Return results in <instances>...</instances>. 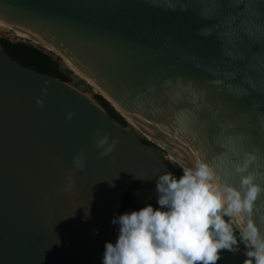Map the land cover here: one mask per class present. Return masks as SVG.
Returning <instances> with one entry per match:
<instances>
[{
	"label": "water",
	"instance_id": "95a60500",
	"mask_svg": "<svg viewBox=\"0 0 264 264\" xmlns=\"http://www.w3.org/2000/svg\"><path fill=\"white\" fill-rule=\"evenodd\" d=\"M0 16L40 34L189 166L226 167L233 148L264 157V0H0ZM97 134L117 141L106 156ZM163 157L0 45V264H103L124 194L166 171Z\"/></svg>",
	"mask_w": 264,
	"mask_h": 264
},
{
	"label": "clouds",
	"instance_id": "9594fccd",
	"mask_svg": "<svg viewBox=\"0 0 264 264\" xmlns=\"http://www.w3.org/2000/svg\"><path fill=\"white\" fill-rule=\"evenodd\" d=\"M37 103L43 107L42 100ZM108 141L97 134L100 157L115 149L117 141ZM232 153L236 159L229 158L226 167L197 156L179 178L160 174L159 207L146 204L113 218L119 234L115 244L105 243L103 264H217L221 251L238 252L241 244L243 264H264V229L256 219L264 221V203L257 204L264 198V157L235 148ZM74 165L84 168L83 152Z\"/></svg>",
	"mask_w": 264,
	"mask_h": 264
},
{
	"label": "trees",
	"instance_id": "16d2710c",
	"mask_svg": "<svg viewBox=\"0 0 264 264\" xmlns=\"http://www.w3.org/2000/svg\"><path fill=\"white\" fill-rule=\"evenodd\" d=\"M0 45L10 54V56L21 64L34 68L43 73L55 76L64 81H70L68 75L61 69L60 63L43 48L37 47L25 41H13L5 36L0 37ZM96 99L106 107L109 114L116 120H121L126 125V120L111 106V104L101 95H96ZM143 141L149 145H155L147 139ZM167 172H171L177 178L183 174V167L171 161H165ZM163 171L161 174H163ZM157 178L151 180H136L123 196L122 204L118 210L117 217L125 212L140 210L146 204H151L154 208L159 207L157 203V193L155 191ZM244 246L240 245L238 252L221 251L220 260L217 264H243L245 259Z\"/></svg>",
	"mask_w": 264,
	"mask_h": 264
},
{
	"label": "bare ground",
	"instance_id": "6f19581e",
	"mask_svg": "<svg viewBox=\"0 0 264 264\" xmlns=\"http://www.w3.org/2000/svg\"><path fill=\"white\" fill-rule=\"evenodd\" d=\"M0 29L3 31L13 30L19 36L31 38L32 40L37 41V42L41 43L42 45L49 47V48L53 49L54 51H56L60 56H62L75 69V72L77 74H79L81 77L86 79L90 84L95 86L96 91L98 93L102 94L107 100H109V102L129 121L130 124H132L135 127H138L140 129V131L148 139H150L151 141H153L156 144H159L158 141L154 138V136L139 122V120L132 113H130L129 111L123 109L120 105H118L110 94H108L101 86H99L83 70H81L78 66H76L66 55H64L61 51L56 49L52 44H50V42H48L45 38H43L40 34H38L32 28H30L29 26H27L25 24H22V23L15 21L10 17L0 16ZM85 95L87 97H89L88 94H85ZM159 145H161V144H159ZM167 151L169 152V155L174 160H176L183 168L184 167H191L187 163L182 161L180 158H178L176 155H174L172 152H170L169 150H167ZM112 235L114 236L115 239H117V233L113 232Z\"/></svg>",
	"mask_w": 264,
	"mask_h": 264
},
{
	"label": "rangeland",
	"instance_id": "374dc122",
	"mask_svg": "<svg viewBox=\"0 0 264 264\" xmlns=\"http://www.w3.org/2000/svg\"><path fill=\"white\" fill-rule=\"evenodd\" d=\"M1 36H5L13 41H25L28 43H31L37 47L43 48L44 50H46L48 53H51L53 55V57L55 59H57L60 63L61 69L68 75V77L70 78V81H67L70 85H72L74 88H76L77 90L81 91L84 94H88L89 98L92 99L94 102H96L98 105H100L103 109H105L102 104H100V102L96 99V95H100L97 91L95 86H93L92 84H90L86 79H84L83 77H81L79 74H77L75 72V69L62 57L60 56L56 51H54L53 49L46 47L44 45H42L41 43L32 40L31 38L28 37H22L19 36L15 31L13 30H9V31H3L0 29V37ZM102 96V95H101ZM103 97V96H102ZM104 98V97H103ZM113 107V106H112ZM114 108V107H113ZM115 109V108H114ZM116 110V109H115ZM107 111V110H106ZM125 119V117H123ZM126 120V125L121 124L123 127L128 128L129 133H133V134H137L140 135L142 139H147L150 141V139H148L141 131L138 127L133 126L132 124L129 123V121L127 119ZM155 144V143H154ZM155 147L159 150L162 151L163 154V158L164 161H171L177 165H180L176 160H174L170 155L169 152L162 147L159 144H155ZM181 166V165H180ZM117 233V232H115ZM117 237H118V233H117Z\"/></svg>",
	"mask_w": 264,
	"mask_h": 264
},
{
	"label": "flooded vegetation",
	"instance_id": "af4514ba",
	"mask_svg": "<svg viewBox=\"0 0 264 264\" xmlns=\"http://www.w3.org/2000/svg\"><path fill=\"white\" fill-rule=\"evenodd\" d=\"M98 100V99H97ZM99 101V100H98ZM100 102V101H99ZM102 104V103H101ZM104 106V105H103ZM105 109H106V107H105ZM109 113V112H108ZM116 120V119H115ZM116 121H118L119 123H121V124H125V123H123L121 120L119 121V120H116Z\"/></svg>",
	"mask_w": 264,
	"mask_h": 264
}]
</instances>
